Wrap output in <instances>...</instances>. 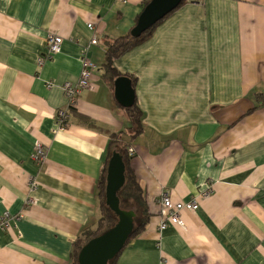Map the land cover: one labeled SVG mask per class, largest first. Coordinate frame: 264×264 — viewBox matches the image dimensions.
<instances>
[{"label": "crops", "instance_id": "obj_1", "mask_svg": "<svg viewBox=\"0 0 264 264\" xmlns=\"http://www.w3.org/2000/svg\"><path fill=\"white\" fill-rule=\"evenodd\" d=\"M140 2L0 0V216H12L0 264H68L74 241L96 225L107 132L130 126L101 65ZM50 32L63 37L61 50L40 61ZM93 35L90 86L74 109L95 127L68 112L55 130L62 84L77 80ZM115 67L136 78L143 131L130 165L150 215L114 264H264V105L254 97L264 96V0H191ZM36 141L41 166L30 159ZM162 192L197 197L195 211L180 212L184 227L157 230Z\"/></svg>", "mask_w": 264, "mask_h": 264}, {"label": "trees", "instance_id": "obj_2", "mask_svg": "<svg viewBox=\"0 0 264 264\" xmlns=\"http://www.w3.org/2000/svg\"><path fill=\"white\" fill-rule=\"evenodd\" d=\"M150 0H141L140 6L141 10L144 8L146 4H148ZM191 0H181L175 9L165 15L162 19L158 20L152 26H150L147 30L140 33L139 35H134L132 33V29L135 26L137 18L139 14L136 16L134 23L130 26L126 32L112 39L106 44L105 52H104V61L101 65V79L102 82L106 85L109 92L114 97V82L118 77H128L131 81V86L135 91V81L131 74L127 72H121L115 67V61L136 47L138 44L144 42L148 39L154 28L160 24L163 20L167 19L170 15H172L179 7L183 6L187 2ZM140 10V12H141ZM139 12V13H140ZM256 101L258 102V106L264 105V96L261 93L254 94ZM115 100V98H114ZM116 101V100H115ZM117 102V101H116ZM117 104L123 108L126 116L130 120V126H127L124 130L121 131H108V149L106 158H104L99 179H98V202L100 215L96 222L94 228L87 229L84 233L78 237L73 245L72 250L70 252V260L68 264H78L77 263V255L81 249V247L86 244L91 238L105 232L117 221L116 215L112 212L110 207L106 203L105 196V188H106V172L107 166L109 164L110 158L114 152L119 153L124 162L125 170H124V183L117 192V196L119 199L120 207L123 209H133L135 212L134 217V226L132 231L129 234L128 241L139 236L145 225L147 224L149 218V212L147 211L146 204L144 201L143 190L136 179V176L131 168L130 159L128 156L127 150L131 146V144L135 141V139L142 133L143 125H142V111L137 103L136 96L134 98V102L130 106H121L118 102ZM254 108L248 110L246 114L252 111ZM68 112L78 117L82 120H89L86 116L82 114H77L74 109V105L66 107L67 118L64 122V126L68 120ZM90 127H95L92 122H88ZM127 241V242H128ZM118 255V254H117ZM117 257V256H116ZM115 258L110 260L108 264H114Z\"/></svg>", "mask_w": 264, "mask_h": 264}, {"label": "water", "instance_id": "obj_3", "mask_svg": "<svg viewBox=\"0 0 264 264\" xmlns=\"http://www.w3.org/2000/svg\"><path fill=\"white\" fill-rule=\"evenodd\" d=\"M181 0H150L139 13L132 33L139 35L177 7ZM114 98L121 106L134 102L135 91L128 77H118L114 82ZM124 162L114 152L106 172V203L116 215L117 221L105 232L91 238L78 255V264H108L126 245L134 226L135 212L120 207L117 192L124 183Z\"/></svg>", "mask_w": 264, "mask_h": 264}, {"label": "built area", "instance_id": "obj_4", "mask_svg": "<svg viewBox=\"0 0 264 264\" xmlns=\"http://www.w3.org/2000/svg\"><path fill=\"white\" fill-rule=\"evenodd\" d=\"M124 2L125 0H121ZM87 27L93 30L94 26L92 23L88 22ZM63 42V37L59 34L48 33L45 37L46 44V52L40 58L41 60L49 59L54 54L59 53L61 50ZM75 43H78L77 39H74ZM97 44V38L93 35L85 47L81 48L79 53V61H80V72L75 82L66 81L62 84V90L67 100V106L75 105L78 96L81 90L88 88L90 86V77H91V69L93 67V63L90 61L87 55L89 45ZM47 87H52V82L46 83ZM67 118L66 108L60 109L56 113V122H55V130L61 129L64 127V122ZM128 156H132L134 154L133 147L130 146L127 150ZM31 161L41 166L45 159V150L44 145L40 141H36L34 143L32 152L30 154ZM30 183L33 187L36 186L37 180L35 177H30ZM210 190H205L200 192L199 196H207ZM159 214H158V222H157V230L161 231L165 229L169 224H178L180 226H185V223L180 218V212L184 210L195 211L198 208L197 197L192 198L188 201H172L169 194L167 192H162L159 197ZM11 215L8 212H4L0 216V230H4L10 226Z\"/></svg>", "mask_w": 264, "mask_h": 264}]
</instances>
